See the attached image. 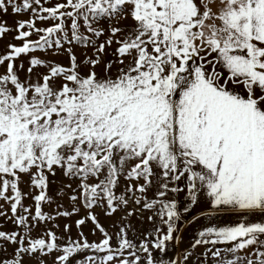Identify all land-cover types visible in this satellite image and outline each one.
<instances>
[{"label": "snow or ice", "instance_id": "obj_1", "mask_svg": "<svg viewBox=\"0 0 264 264\" xmlns=\"http://www.w3.org/2000/svg\"><path fill=\"white\" fill-rule=\"evenodd\" d=\"M9 7L30 19L15 29L0 23V38L15 31L21 42L0 55V66L7 62L0 74V200L19 229L0 231V252L4 242L15 246L0 264H25V257L45 264L54 252L53 264H183L164 256L201 190L210 212L227 209L242 219L204 228L191 248L205 246L201 255L215 264H264V221L251 220L264 217V0H64L51 7L0 0V13ZM37 20L53 23L37 28ZM102 21L108 34L97 43ZM61 50L68 65L31 56L20 79L24 64L15 61L22 55ZM57 171L69 181L57 196H67L70 210L57 204L49 214L43 208L55 202L48 188ZM22 175L38 191L34 213L23 204ZM97 208L107 218L124 213L115 233ZM144 212L152 228L137 235L129 218L143 223ZM72 217L66 238L47 227L31 235L38 223ZM89 223L99 242L84 234Z\"/></svg>", "mask_w": 264, "mask_h": 264}, {"label": "rangeland", "instance_id": "obj_2", "mask_svg": "<svg viewBox=\"0 0 264 264\" xmlns=\"http://www.w3.org/2000/svg\"><path fill=\"white\" fill-rule=\"evenodd\" d=\"M41 2L44 4L45 7H51L56 2H64V0H49L48 3H45V0H41ZM28 19H30V12L29 13H21V14H13L11 11V7H9V9H8V14L0 13V23H4V24H6L7 27L12 28V29H15L16 22L18 20H28ZM52 23H53L52 21H39V20H37L36 27L37 28H46V27L51 26ZM131 23H132V21L129 19L127 21H121L119 26L120 27H126V26L130 25ZM68 24H70V21H68ZM101 26L104 27V29H105V36L100 37V40L97 41V43L103 41L108 34L107 33V29H108L107 21H102ZM83 30L84 29L81 28V31H83ZM15 35H16L15 31H10V32L5 33L4 36L2 38H0V55H4L7 53L9 44H14V45L18 46L21 43L20 41L14 39ZM31 39L36 40V39H38V36L33 35L31 37ZM67 47H69V45L66 44L65 48H67ZM72 47H73V50L75 51L77 57L79 59H83V57L81 56L83 49L81 47L76 46V45H72ZM115 47H116V45L114 44L111 48L107 49V52L111 53ZM61 52H62L61 55H54L52 51H49V52L37 51L34 53H30L28 55H22L19 59H17L15 61L17 67L21 63L24 64V71L19 72L20 79L23 80L25 78L26 70L29 66L28 60L30 59L31 56H36V57L43 59V60L55 61V62L63 64V65H68L69 59H68L67 52H64L63 50H61ZM88 52H89V55H91V49H89ZM104 58L107 60V59H111L112 57L106 55ZM6 64H7V62H5L4 66H0V74H3L6 71ZM101 69H102V66H101V68L97 69V72L102 75L103 73H102ZM82 70L86 71V69H82ZM115 70H116V68L114 66L113 70H112L113 74H115ZM35 71L45 72L46 69L45 68H38ZM49 181H50V183H49V188H48V194L53 197L55 202L51 205H44L43 210L46 213L54 214L56 207H57V204H63L64 209L70 210V202H69L67 196H64L63 198H61L60 196H57V191L61 187V185L65 184V183H69V181L65 180L59 171H57L56 177L49 176ZM29 184H30L29 177L26 175H22L21 176V183H20L19 187H20L21 191L26 194L25 199L23 200V204L26 207L32 206L33 213H34L35 208H34V202L32 200V196L35 194H38V191L31 189L29 187ZM73 186H75V185H73ZM119 191H120V189H118V192ZM203 192H201V193H203ZM148 195L151 197L152 193L149 192ZM181 195H183V194H181ZM185 204H190V201L185 200L180 204L181 212H183V207L185 206ZM129 207L131 208L134 206L130 205ZM201 207H203V206H200V204L198 203L195 206H191V210L188 213L182 215V220L180 222H178V231L176 233H174L175 236L179 237V242L177 243L176 240H173L168 244L167 253L164 256V259H166V260L167 259H176L180 262H183V264H202V262H203V264H215L214 258H212L210 255L206 258L201 255L202 253L205 252V246H198L195 249L191 248V244L194 242L195 238H197V233L199 231H202L206 227L234 226L238 222L241 221L242 217L240 214L232 212V211H230V212H227V211L203 212ZM0 211H4L7 213L6 216H0V231H4V232L18 231L19 229L16 227V225L13 223V221L11 219H9V217L12 216L10 204L5 202L4 200H0ZM95 212L97 213L100 222L104 225V227L110 233H115L118 230L113 225H115L116 222H118L120 220L121 215H123L124 213L118 211L111 218H107L104 216L101 209L97 208V209H95ZM84 214H85L84 210L81 209L80 215H84ZM143 215L145 217V220L143 223L139 219H137L136 216L129 218L135 227L137 235L140 234L141 230H148V229L152 228V225L149 224L146 220V217L148 215H151V213L150 212H144ZM194 217H199V218L193 220ZM77 218L78 217H72L69 220H65L64 218H57L54 221L48 222L47 225H45L44 223H38L37 226L32 231L31 235L33 238H36L37 236L42 234L46 230V227H47L48 229H51L53 232H55L58 236L66 238V234L64 233V224L65 223H72ZM251 220L252 221H264V217H252ZM55 224H59L60 227L59 228L54 227ZM91 227H92L91 223H89L87 226H85L83 228L84 234L87 236V238L90 242H92V241L99 242V240L102 239L101 234L99 232H96L95 235H92L90 233ZM71 235H72V238H74V239L77 237V229H76L74 224H73V227L71 230ZM129 238L134 239L132 232L129 233ZM142 238L143 237L141 236V239ZM262 239H264V238H262ZM59 242L63 243V240H61ZM114 242L115 241H113V243ZM136 243H139V240H136ZM229 246L230 245H223V244L217 245V247L220 248L221 250H224ZM4 247L6 248V251L0 252V259L11 257L13 254V248L15 246L7 244L6 242H4ZM189 251L192 253V255L188 258L187 261H184V253L189 252ZM249 251H251V249ZM56 255H58V253L54 252L49 256L43 257L45 264H53V261H54ZM142 255H144V254H142ZM156 255L159 256V253H157ZM222 255H224L226 258H231V254L227 253L226 251H222ZM239 255H245V253L242 252V253H239ZM25 264H36V262H35V260H30L28 257H25Z\"/></svg>", "mask_w": 264, "mask_h": 264}, {"label": "crops", "instance_id": "obj_3", "mask_svg": "<svg viewBox=\"0 0 264 264\" xmlns=\"http://www.w3.org/2000/svg\"><path fill=\"white\" fill-rule=\"evenodd\" d=\"M201 192H203V190H201ZM205 193H200L198 195V200H200V206H203L201 207V209L203 210V212H210L209 211V205H208V197L206 196V194L204 195ZM214 212H217V211H227V212H230V210H227V209H224V210H213ZM211 211V212H213Z\"/></svg>", "mask_w": 264, "mask_h": 264}]
</instances>
